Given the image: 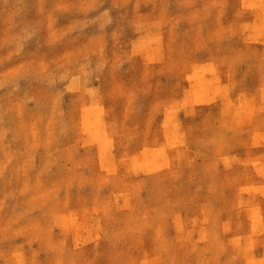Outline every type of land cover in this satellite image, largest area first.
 Here are the masks:
<instances>
[{"label": "rangeland", "instance_id": "1", "mask_svg": "<svg viewBox=\"0 0 264 264\" xmlns=\"http://www.w3.org/2000/svg\"><path fill=\"white\" fill-rule=\"evenodd\" d=\"M0 264H264V0H0Z\"/></svg>", "mask_w": 264, "mask_h": 264}]
</instances>
